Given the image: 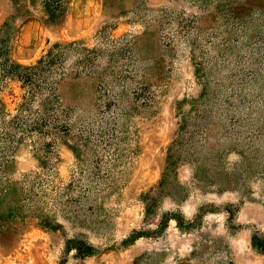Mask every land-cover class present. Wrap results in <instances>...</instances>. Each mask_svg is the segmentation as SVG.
Masks as SVG:
<instances>
[{
  "label": "rangeland",
  "instance_id": "374dc122",
  "mask_svg": "<svg viewBox=\"0 0 264 264\" xmlns=\"http://www.w3.org/2000/svg\"><path fill=\"white\" fill-rule=\"evenodd\" d=\"M62 3L0 0V264H264V0Z\"/></svg>",
  "mask_w": 264,
  "mask_h": 264
},
{
  "label": "trees",
  "instance_id": "16d2710c",
  "mask_svg": "<svg viewBox=\"0 0 264 264\" xmlns=\"http://www.w3.org/2000/svg\"><path fill=\"white\" fill-rule=\"evenodd\" d=\"M42 3L45 12L52 18L57 16V14L61 12L63 8L62 0H42ZM6 41L7 37L0 40V43H2V47L5 46ZM16 66H19V64H16ZM35 68L36 66L23 67L25 72L16 74V77H18L21 81L26 82L32 77V75L36 74L34 73Z\"/></svg>",
  "mask_w": 264,
  "mask_h": 264
}]
</instances>
